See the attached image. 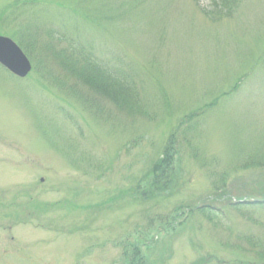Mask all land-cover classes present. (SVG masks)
I'll list each match as a JSON object with an SVG mask.
<instances>
[{
	"label": "rangeland",
	"instance_id": "374dc122",
	"mask_svg": "<svg viewBox=\"0 0 264 264\" xmlns=\"http://www.w3.org/2000/svg\"><path fill=\"white\" fill-rule=\"evenodd\" d=\"M0 35L32 64L0 67V264H122L136 236L145 264H264V203L230 204L264 197V0H0ZM107 63L131 106L86 79ZM170 150L176 186L132 199Z\"/></svg>",
	"mask_w": 264,
	"mask_h": 264
},
{
	"label": "trees",
	"instance_id": "16d2710c",
	"mask_svg": "<svg viewBox=\"0 0 264 264\" xmlns=\"http://www.w3.org/2000/svg\"><path fill=\"white\" fill-rule=\"evenodd\" d=\"M78 62H79L78 60L71 59L69 63V68L74 69V67L77 65ZM114 69H115L114 66H111V64L109 63H107L106 68H104L100 64H97L94 67L93 71H91L90 73L89 72L87 73V71H85L86 68L83 69L80 73L82 74L87 73L85 77L86 79H89L90 84L93 85L94 91L96 93L103 95L104 97H107V99L112 100L113 103L123 105L125 107L131 106L130 100H134V97H136L135 93L138 92L137 83L135 81V76L128 74L126 72L117 73L116 71V73H114ZM133 84H134V87H133ZM169 155L171 157V162H169L166 165V171L163 175H161L160 177H157L154 175L152 179L153 181L150 182L149 184L146 183V187L143 190L142 188H143V184L145 185V182H142V184H139L142 180L138 179L135 190L130 191V192H133V194L129 192L131 194L130 196V194L126 192L127 194H129V196L132 199L133 198L135 200L140 199L142 193L144 196L147 195L149 199L154 196L158 197V194L156 192L157 190H159L158 189L159 187L160 188L162 187L161 183L160 184L158 183L159 181H163L164 179H167L168 183L170 184L171 189H173L174 186H176L175 184H173L176 180V173L173 172L174 155H173L172 150H170ZM126 193L122 192L121 194L124 195ZM230 204L232 205L236 204V205L242 206L244 204L251 205L253 203H249V202L248 203H234L231 201ZM192 211L193 210L188 209L187 211L181 212L180 215H185L186 217H188ZM177 218H176V221H177ZM182 221H179L178 223L180 224ZM148 232L150 233L151 231H148ZM143 244L146 245L147 242L143 241V239L139 238L138 236L135 237L134 241H130L128 243L129 249H126L128 252L126 254L127 257L123 256L124 259H123L122 264H145V253L142 250Z\"/></svg>",
	"mask_w": 264,
	"mask_h": 264
},
{
	"label": "water",
	"instance_id": "95a60500",
	"mask_svg": "<svg viewBox=\"0 0 264 264\" xmlns=\"http://www.w3.org/2000/svg\"><path fill=\"white\" fill-rule=\"evenodd\" d=\"M0 61L20 76L30 70V64L20 48L9 38L0 36Z\"/></svg>",
	"mask_w": 264,
	"mask_h": 264
}]
</instances>
